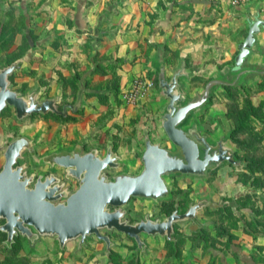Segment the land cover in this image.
<instances>
[{
  "label": "rangeland",
  "instance_id": "rangeland-1",
  "mask_svg": "<svg viewBox=\"0 0 264 264\" xmlns=\"http://www.w3.org/2000/svg\"><path fill=\"white\" fill-rule=\"evenodd\" d=\"M43 1L47 0H0V68L18 62L19 67L8 76L11 88L24 96L34 91L38 100L57 95L58 109L64 102L78 99V109L67 108L66 115L48 111L17 118L14 107L8 105L0 112V143L26 134L34 141L38 156L76 144L83 150L95 148L103 155L111 146L123 164L106 170L108 175L119 170L139 172L145 135L163 146H173L162 127L168 98L158 87V65L143 75H132L153 82L147 94L134 103L121 98L131 79L121 84L113 68L101 67L106 73H98L108 74V80L90 73L88 82H82L79 79L89 63L79 60L81 55L76 57L78 51L70 48L68 40L60 41L59 29L52 24L55 8H44ZM236 53L208 49L180 56L167 49L160 57L167 78L183 63L178 80L183 92L192 96L203 90L205 79L219 76L224 64L232 65ZM193 123L210 143L225 136L224 143L234 150L236 158L250 162L231 164L224 160L204 175H167L165 179L173 189L172 201L130 197L121 208L125 211L122 218L134 222L145 215L154 219L168 214L175 196L180 197L179 210H185L189 201L202 198L222 203L220 208L204 206L197 211V216L207 222L198 232L188 227L190 220L177 221L174 240L140 233L145 244L136 250L132 237L114 228H103L101 231L112 240L106 251L105 242L95 234H88L82 244L76 237L61 247L56 235H39L32 242L17 235L7 246L6 234L0 230V264H151L170 256L182 262L187 253L206 256L208 246H229L241 230H245L244 236L248 234V252L253 261L264 262V75L233 86L217 85L213 96L191 112L183 126ZM3 160L0 150V166ZM23 162L29 172L51 169L64 177L62 168L37 163L26 151L18 159V163ZM68 182L71 188L77 187L72 178Z\"/></svg>",
  "mask_w": 264,
  "mask_h": 264
},
{
  "label": "water",
  "instance_id": "water-1",
  "mask_svg": "<svg viewBox=\"0 0 264 264\" xmlns=\"http://www.w3.org/2000/svg\"><path fill=\"white\" fill-rule=\"evenodd\" d=\"M264 26V17L251 21L243 40L238 43V52L234 56L233 79L215 76L209 78L201 92L187 97L180 87L179 76L183 74V63L167 78L165 68L160 63L157 69L158 87L168 98L162 118V127L173 146H163L145 135V148L141 155L142 168L137 173L119 170L108 175L106 170L122 166L123 162L112 147L100 154L95 148L84 153L80 145L73 148H61L38 156L34 141L26 134H19L11 141L0 144L4 149V162L0 168V230L6 232L5 243L10 246L14 235L20 232L32 242L39 235H56L59 246L72 238L79 237L82 244L88 234H95L103 240L106 251L110 250L112 240L101 229H116L132 237L136 250L144 247L140 233L159 234L173 239L174 223L190 220L188 227L197 230L207 224L197 216V211L204 206L220 207L223 204L202 198L189 201L187 209L177 210L178 197H175V208L166 215L128 222L122 219L125 211L121 206L130 197L153 200H168L172 197V187L165 179L171 174L204 175L226 160L238 164L234 150L227 146L225 136H220L210 143L204 133H200L196 123L188 127L183 124L188 120L191 111L195 110L213 96L216 85H237L243 74L251 69L242 67L243 59L254 40V34ZM19 67L13 61L0 68V112L12 105L17 118L31 113L48 111L66 115L65 108L56 107L57 96L42 100L35 98L32 91L24 96L9 86V75ZM77 104V103H76ZM74 111L77 110L75 105ZM27 149L37 163L62 166L66 175L78 179V186L72 192L60 190L59 178L53 173L41 179L34 172L26 175L22 172L23 164L14 165L21 152ZM113 207V208H111Z\"/></svg>",
  "mask_w": 264,
  "mask_h": 264
},
{
  "label": "crops",
  "instance_id": "crops-1",
  "mask_svg": "<svg viewBox=\"0 0 264 264\" xmlns=\"http://www.w3.org/2000/svg\"><path fill=\"white\" fill-rule=\"evenodd\" d=\"M43 5L55 8L52 24L59 29L60 41L68 40L70 48L78 51L76 57L81 55L79 60L89 63L79 79L82 82H88L90 73L108 80V74H98L106 73L103 67L113 68L116 80L119 78L123 84L132 75H143L159 66L161 53L167 49L180 56L208 49L224 54L238 51L251 21L264 17V0H47ZM232 67L224 64L219 76L233 79L236 70ZM242 67L251 69V73L243 74L240 82L264 75V26L254 34ZM151 140L160 143L156 138ZM242 233L245 230L229 246H208L206 256L187 253L182 262L170 256L151 264H264L253 261L248 252V234L245 237Z\"/></svg>",
  "mask_w": 264,
  "mask_h": 264
},
{
  "label": "flooded vegetation",
  "instance_id": "flooded-vegetation-1",
  "mask_svg": "<svg viewBox=\"0 0 264 264\" xmlns=\"http://www.w3.org/2000/svg\"><path fill=\"white\" fill-rule=\"evenodd\" d=\"M9 64V63H8ZM7 65V64H6ZM5 66V65H4ZM10 86V85H9ZM18 91V90H17ZM36 98V97H35ZM37 99V98H36ZM57 101L58 100H56V106H57ZM75 105H77L75 102L74 103H72V102H64L63 103V105L61 106V109H59L60 111L61 110H63L64 108V110H65V112H66V114H67V108H70V109H74V107H75ZM8 106V105H7ZM12 106V105H11ZM58 109V108H57ZM77 109H78V107H77ZM15 110V109H14ZM11 141V140H10ZM7 142H9V141H7ZM7 142H6V144H7ZM2 143H4V142H2ZM2 143H0V144H2ZM75 146V145H74ZM73 146V147H74ZM72 147V148H73ZM68 149H70V148H68ZM1 150H3L4 151V149H1ZM23 151H26L28 154H30L29 153V151L27 150V149H24ZM23 151L21 152V155L17 158V160H16V162H15V164L14 165H20V164H23L24 165V167L22 168V172H25V174L26 175H29L30 173H32V171H28L27 170V164L26 163H18V159L22 156V154H23ZM54 151V150H53ZM80 151H81V153H84V152H86V151H88V150H83L82 149V147H81V145H80ZM36 152V151H35ZM51 152V151H50ZM3 157H4V155H3ZM3 162H4V160H3ZM3 164V163H2ZM56 167H60V168H62V172H63V176L64 177H62L60 174H58V172H56L55 170L54 171H52L51 169L50 170H48V171H44V172H34V179L37 177V175L38 174H41V179H44L45 178V176H47V175H49L50 173H53L55 176H57L58 178H59V180H58V183H60V184H62L61 185V188H60V190H63V189H66L67 190V193L68 192H72L74 189H76V188H71L70 186H69V182L67 183V179H69V178H72L74 181H76V183H77V186H78V179H76L75 177H73V176H71V175H66V172H65V170H64V168L62 167V166H59V165H56V164H54ZM54 165H50L52 168L54 167ZM2 166V165H1ZM1 166H0V168H1ZM107 172V171H106ZM109 175H111V174H109ZM180 202V201H179ZM113 208V207H112ZM187 209V208H186ZM123 219V218H122ZM5 220L2 218V223L4 222ZM1 224V223H0ZM5 234H6V232H5ZM17 235H21V236H23V237H25V238H27L28 239V237L26 236V235H22L20 232H18L17 234H15L14 236H17ZM7 237V236H6ZM6 239V238H5ZM59 244V243H58Z\"/></svg>",
  "mask_w": 264,
  "mask_h": 264
},
{
  "label": "built area",
  "instance_id": "built-area-1",
  "mask_svg": "<svg viewBox=\"0 0 264 264\" xmlns=\"http://www.w3.org/2000/svg\"><path fill=\"white\" fill-rule=\"evenodd\" d=\"M252 0H232L233 3H248ZM153 82L148 78L134 76L129 81L127 87L121 94V98L126 102H138L144 95L147 94Z\"/></svg>",
  "mask_w": 264,
  "mask_h": 264
},
{
  "label": "trees",
  "instance_id": "trees-1",
  "mask_svg": "<svg viewBox=\"0 0 264 264\" xmlns=\"http://www.w3.org/2000/svg\"><path fill=\"white\" fill-rule=\"evenodd\" d=\"M238 52V51H237ZM11 63V62H10ZM233 64H234V58H233ZM232 64V65H233ZM213 77V76H212ZM209 78H211V77H208L207 79H205L204 80V82H206ZM205 84V83H204ZM233 86V85H232ZM237 159H239L240 160V163H243V164H246L247 162H250V161H246V159H244V158H237ZM240 163H238V164H240ZM248 164V163H247ZM173 190V189H172ZM176 197V196H175ZM175 197H174V200H173V206H172V209L170 210V212L175 208ZM178 197V196H177ZM172 198V197H171ZM166 201H172L171 199H168V200H166ZM180 197H178V205H177V210L179 211V212H182V211H184V210H179V204H180ZM221 207V206H220ZM220 207H216V208H220ZM169 212V213H170ZM168 213V214H169ZM175 239V237L173 238V239H170V240H174Z\"/></svg>",
  "mask_w": 264,
  "mask_h": 264
}]
</instances>
